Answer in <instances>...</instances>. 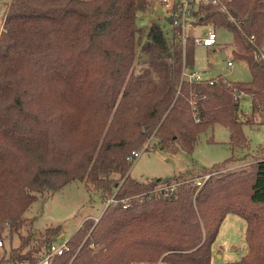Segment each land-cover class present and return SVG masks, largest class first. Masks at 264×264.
I'll list each match as a JSON object with an SVG mask.
<instances>
[{
  "label": "trees",
  "instance_id": "obj_1",
  "mask_svg": "<svg viewBox=\"0 0 264 264\" xmlns=\"http://www.w3.org/2000/svg\"><path fill=\"white\" fill-rule=\"evenodd\" d=\"M222 1L228 14L199 5L197 25L233 33L247 83L184 80L195 44L188 38L183 47L178 31L171 40L160 24L140 28L147 0L9 1L0 35V239L8 227L21 245L7 262H40L58 228L38 236L26 213L45 194L81 182L106 208L51 264H212L229 214L247 222L248 253L227 264H264V158L201 189L182 184L173 196L155 190L183 176L130 175L128 157L152 138L191 154L199 136L221 124L233 148L247 149L239 96L251 99L252 118L264 119V0ZM139 46L148 67L136 75Z\"/></svg>",
  "mask_w": 264,
  "mask_h": 264
},
{
  "label": "rangeland",
  "instance_id": "obj_2",
  "mask_svg": "<svg viewBox=\"0 0 264 264\" xmlns=\"http://www.w3.org/2000/svg\"><path fill=\"white\" fill-rule=\"evenodd\" d=\"M9 1L0 0V35L4 30L5 11ZM164 15L165 13L156 0H147V5L137 15V24L144 31L153 24H160L171 39L172 30L169 24L163 23ZM212 27V24H198L196 29L190 28L188 34L201 36ZM215 35L217 38L215 48L194 47L195 61L194 65L189 68L190 71L201 73L209 79L223 77L230 81L250 82L252 76L247 62L235 56L236 47L233 33L226 28L216 27ZM143 43H145V39ZM141 46L138 47L135 61L136 75L141 74L148 67L147 59L141 52ZM167 60L172 63V59L169 57ZM229 61L233 62V67L228 66ZM240 105L242 111L240 119L246 123L243 126V132L249 144L247 149L233 148L230 132L221 124H217L201 134L191 154L182 150L173 152L169 149H162L157 145L158 141L152 138L135 150L141 151L148 145L136 163L131 166V177L138 182H147L183 176L185 182L203 175L209 174L213 177L225 174L230 170L249 168L253 162L264 158V119L252 118L249 97H241ZM222 163H226L227 166L214 169L213 166ZM159 188L162 187L156 189ZM105 208L106 205L103 204L99 194H90L83 183L73 182L54 194H45L26 213V217L33 219L32 231L36 232L38 236L45 234L49 228H58L54 237L56 242L60 243L69 240L85 220H99ZM246 230V220L230 214L222 235L213 245L212 264L241 261L248 252ZM26 233L27 230L23 229L22 234ZM0 241L3 242V247H0V264H12L7 262V259L13 249L21 245L20 237L17 234L9 236L7 227ZM4 258L5 261H2Z\"/></svg>",
  "mask_w": 264,
  "mask_h": 264
},
{
  "label": "built area",
  "instance_id": "obj_3",
  "mask_svg": "<svg viewBox=\"0 0 264 264\" xmlns=\"http://www.w3.org/2000/svg\"><path fill=\"white\" fill-rule=\"evenodd\" d=\"M161 6L164 15V24H169L171 30H172V36H173V30L178 31V39L177 41L181 43L183 47L186 46L188 38H192L195 46H202L207 49H213L217 46V38L215 35V28L212 27L208 31H206L201 36H190L188 34V30L190 28L196 29L195 24L197 23V19L195 17V12L199 5H212L215 7H219L221 12L224 14H228V10L226 6H224L222 0H156ZM170 21V22H169ZM229 67H233V62H228ZM182 78L184 80H187L189 82H204L209 81L211 85L215 83L216 80L206 78L203 74L190 71L189 68H187L184 65ZM238 99H241L239 96ZM148 147V145L142 149L141 151H133L132 154L128 157V161L131 163V165L135 164L136 161L140 158L142 152ZM211 175H203L196 177L194 179L188 180L186 182H183L182 184H188L195 188L201 189L206 182L211 178ZM181 183L177 184H171L162 186V188L156 189V191L159 192H166L169 195H175V193L179 190ZM114 200H111L110 202H113ZM0 247H3V242L0 241ZM69 251V245L68 240L57 243L54 242L51 244L45 254L43 255L42 259L38 264H51L52 259L55 256H61ZM12 264H25V263H12Z\"/></svg>",
  "mask_w": 264,
  "mask_h": 264
},
{
  "label": "crops",
  "instance_id": "obj_4",
  "mask_svg": "<svg viewBox=\"0 0 264 264\" xmlns=\"http://www.w3.org/2000/svg\"><path fill=\"white\" fill-rule=\"evenodd\" d=\"M228 80H229V79H228ZM231 81H232V80H231ZM229 216H230V214L227 215V217L225 218L224 222L222 223L217 239L222 235V233H223V231H224V228H225V226L227 225V222H228V220H229ZM217 239H216V241H217ZM212 248H213V247H212ZM212 251H213V249H212ZM247 253H248V252H247ZM246 255H247V254H246ZM246 255H245V256H246ZM245 256H244V257H245ZM212 258H213V255H212Z\"/></svg>",
  "mask_w": 264,
  "mask_h": 264
},
{
  "label": "water",
  "instance_id": "obj_5",
  "mask_svg": "<svg viewBox=\"0 0 264 264\" xmlns=\"http://www.w3.org/2000/svg\"><path fill=\"white\" fill-rule=\"evenodd\" d=\"M170 22V21H169ZM98 221V220H97Z\"/></svg>",
  "mask_w": 264,
  "mask_h": 264
}]
</instances>
